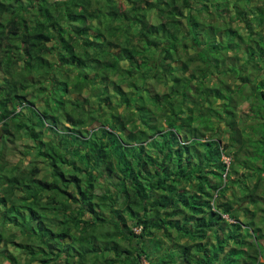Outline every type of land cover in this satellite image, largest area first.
I'll use <instances>...</instances> for the list:
<instances>
[{"label": "trees", "instance_id": "1", "mask_svg": "<svg viewBox=\"0 0 264 264\" xmlns=\"http://www.w3.org/2000/svg\"><path fill=\"white\" fill-rule=\"evenodd\" d=\"M1 246L264 264V0H0Z\"/></svg>", "mask_w": 264, "mask_h": 264}, {"label": "rangeland", "instance_id": "2", "mask_svg": "<svg viewBox=\"0 0 264 264\" xmlns=\"http://www.w3.org/2000/svg\"><path fill=\"white\" fill-rule=\"evenodd\" d=\"M243 108H245V104H243ZM228 138V136L226 135V138H225V140ZM21 157V156H20ZM231 158V157H230ZM12 160V162H17L18 160H19V156H15L14 158H12L11 159ZM28 161H29V159H26L24 162H25V166H26V164H28ZM225 162H229V160L228 159H225ZM245 205V204H244ZM241 204L240 203H238V204H236V207L237 208H241ZM89 217V216H88ZM226 219H228V217L227 216H224ZM135 231L137 232V233H140V231H141V229L139 228V229H135ZM3 248V246H1L0 247V250ZM8 249L9 250H11V251H15L14 250V248L13 247H8ZM144 262V264H147V262L146 261H143ZM0 264H5V262H4V260L2 259V258H0ZM7 264V263H6ZM56 264H64L63 263V261H59V262H57ZM68 264H72V263H68Z\"/></svg>", "mask_w": 264, "mask_h": 264}, {"label": "clouds", "instance_id": "3", "mask_svg": "<svg viewBox=\"0 0 264 264\" xmlns=\"http://www.w3.org/2000/svg\"><path fill=\"white\" fill-rule=\"evenodd\" d=\"M225 159H228L229 160V162H225ZM223 160H224V162L229 166L230 164H231V159H230V157L229 156H223ZM134 229H139V228H134ZM141 229V228H140ZM136 232V231H135ZM137 233V232H136Z\"/></svg>", "mask_w": 264, "mask_h": 264}]
</instances>
